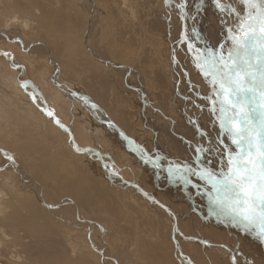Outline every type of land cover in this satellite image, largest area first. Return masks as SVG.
Masks as SVG:
<instances>
[{"label":"rangeland","instance_id":"obj_1","mask_svg":"<svg viewBox=\"0 0 264 264\" xmlns=\"http://www.w3.org/2000/svg\"><path fill=\"white\" fill-rule=\"evenodd\" d=\"M0 1V53L20 65L13 69L0 55V185L44 213L30 221L28 210L20 214L42 224L44 246L65 251L69 264H233V257L264 264V242L218 219L202 183L167 173L170 163L194 157L197 129L213 141L219 133L200 98L209 85L180 42L185 22L174 7L165 0ZM186 23L198 47L218 49L226 39L213 0ZM21 80L36 86L41 107L46 101L68 132L40 111ZM137 148L162 157V166L145 163ZM70 234L82 257L61 245ZM15 260L0 255V264Z\"/></svg>","mask_w":264,"mask_h":264},{"label":"snow or ice","instance_id":"obj_2","mask_svg":"<svg viewBox=\"0 0 264 264\" xmlns=\"http://www.w3.org/2000/svg\"><path fill=\"white\" fill-rule=\"evenodd\" d=\"M204 2L165 0L185 22L180 42L187 45L195 68L209 85L210 94L200 98L206 101L218 124V138L213 141L211 136L197 129L201 141L207 138V143L198 141L193 147L194 157L187 163H170L167 173L185 185L199 188L202 183L203 194L208 197L211 211L218 219L253 233L264 242V0H239V8L231 2L213 0L216 10L225 18L226 39L218 49L198 47L189 34L186 22L197 19ZM229 16L235 18L232 26L227 20ZM191 32L196 40L202 39L194 26ZM15 42L22 43L19 39ZM0 55L11 61L13 69L20 67L11 53ZM20 87L41 112L69 131L46 101L41 107L39 101L43 97L36 95L34 84L21 80ZM73 146L77 152L82 151L74 141ZM136 151L145 163L157 168L162 166L159 155L153 159L139 148ZM3 155L15 166L14 156L7 152Z\"/></svg>","mask_w":264,"mask_h":264},{"label":"bare ground","instance_id":"obj_3","mask_svg":"<svg viewBox=\"0 0 264 264\" xmlns=\"http://www.w3.org/2000/svg\"><path fill=\"white\" fill-rule=\"evenodd\" d=\"M1 2L2 1H0V3ZM14 20H16V17L14 18ZM24 24H28V22L26 21ZM34 113H38V112L34 111ZM44 125L45 124H43V126ZM43 128L47 131L46 127H43ZM45 130H44V132H45ZM47 134H49V133H47ZM45 136H46V134H45ZM9 192L6 193L4 188H2V186L0 185V247H1L0 248V255H1V253H6L7 255H10L14 259H16L14 261V263H16V264H36L37 262H39L40 264H69L70 261H69V263H67L66 260H64V258H63V257L68 258V254L65 251H61L59 249L53 250V248H49V246L48 247L44 246V243H45V242L43 243L44 236H41L42 233L40 232L44 229V228H40L42 224H34L33 222H24V221L22 222L21 218H20L21 212L25 211V210H28L32 214L31 216L26 217L27 221L33 220L32 218H37L38 216L44 215V213L41 210H37L36 207L32 206L31 204L29 207L23 205V203H20V201L17 200V198H19L20 195L10 194L12 191L10 193ZM50 200H51V198H50ZM15 204H17V205H15ZM21 215H23V214H21ZM24 220H25V218H24ZM39 225H40V227H39ZM57 229L58 228H56V230ZM60 230H61V228H60ZM50 231H52V230H50ZM20 232L23 233L22 234L23 236L18 235ZM46 232H48V230H46ZM65 233L66 232H64L63 236L66 235ZM68 233L69 232H67V234ZM46 234L47 233H45V236H46ZM71 235L72 234H70V236L67 235V237L63 239L64 243H62L61 245H66V246L69 245L70 248L75 253L74 254L75 256L78 255V257H82V253L80 251H83V250L80 248L77 249L76 242L72 240V238L74 239V237H71ZM26 239L31 240V247H27ZM44 241H46V239ZM46 242H49V241H46ZM52 242L54 243V245H56V243H58L57 241H52ZM41 243H43L42 247L40 246ZM46 244H48V243H46ZM49 244H50V242H49ZM74 245H76V246H74ZM45 247H46V249H45ZM22 253L25 254V258L23 260H21L20 262H18L21 255H23ZM73 261H75V260H73Z\"/></svg>","mask_w":264,"mask_h":264},{"label":"water","instance_id":"obj_4","mask_svg":"<svg viewBox=\"0 0 264 264\" xmlns=\"http://www.w3.org/2000/svg\"><path fill=\"white\" fill-rule=\"evenodd\" d=\"M123 135V134H122ZM125 137V135H123ZM133 143V142H132Z\"/></svg>","mask_w":264,"mask_h":264}]
</instances>
